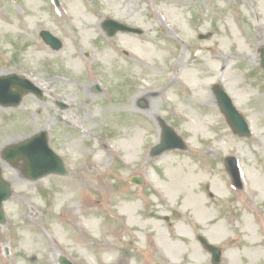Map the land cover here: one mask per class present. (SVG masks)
I'll list each match as a JSON object with an SVG mask.
<instances>
[{
	"label": "rangeland",
	"instance_id": "obj_1",
	"mask_svg": "<svg viewBox=\"0 0 264 264\" xmlns=\"http://www.w3.org/2000/svg\"><path fill=\"white\" fill-rule=\"evenodd\" d=\"M58 1L56 10L54 0H0V76H28L47 96L0 107V166L14 190L5 204L7 224L0 226V264H59L63 255L74 264H211L198 233L228 249L222 264H264V0ZM107 18L145 34L108 39L101 29ZM90 26L96 40L84 38ZM44 30L65 42L62 51L43 43ZM146 46L154 48L148 59ZM107 50L115 61L103 58ZM76 59L83 66L72 65ZM217 84L246 118L250 138L236 136L226 122L213 94ZM151 91L156 96L149 97ZM141 99L148 101L145 111ZM59 100L70 109H59ZM162 121L182 137L186 151L150 157L161 142ZM41 130L49 132L68 175L34 183L2 152ZM229 157L240 166L241 191L226 171ZM90 164L107 178L105 187L113 186V198L104 204L93 191L85 202L94 207L92 216L74 215L67 210L79 202V173ZM187 170L199 176L194 194L180 185ZM133 176L143 185L131 184ZM108 229L117 236L107 237Z\"/></svg>",
	"mask_w": 264,
	"mask_h": 264
},
{
	"label": "water",
	"instance_id": "obj_2",
	"mask_svg": "<svg viewBox=\"0 0 264 264\" xmlns=\"http://www.w3.org/2000/svg\"><path fill=\"white\" fill-rule=\"evenodd\" d=\"M137 32H140V31H137ZM15 83H17V80L15 78L0 80V104L13 105L11 101L16 104V102L12 100V96L13 95L14 96L19 95L18 97L22 96L20 93L18 95L11 94V87L15 85ZM225 97L226 96H224L222 99L224 104L228 102L229 100L227 97L226 98L228 100ZM227 110L231 113L230 114L231 117L229 116L230 120L234 121L236 123L235 126H238L239 128L238 130L236 129V132L244 136L250 135V132L248 130V127L245 121L235 112L232 114V111L230 110V108H228ZM46 141L47 140H45V136H41L40 141H38L40 143L39 149H36L37 140L31 141L27 143L26 145L22 146L21 148L14 149V150L12 149L11 151L7 152L6 154L7 158L11 160L24 159L26 162H28V164L31 163L34 166V168H38L35 170L31 169L32 173L39 172L40 175L41 174L44 175L45 173H44L43 167L45 166V164H48L50 162L49 154L46 151V144H47ZM183 147L184 145L182 141L172 132V130L166 129L165 137L163 140V145L157 149V151L155 152V155H158L169 149H176V148H183ZM10 195L11 194H10L9 187L7 183H5L2 180L1 170H0V223H3L4 217H5L2 212L3 202L6 201Z\"/></svg>",
	"mask_w": 264,
	"mask_h": 264
},
{
	"label": "bare ground",
	"instance_id": "obj_3",
	"mask_svg": "<svg viewBox=\"0 0 264 264\" xmlns=\"http://www.w3.org/2000/svg\"><path fill=\"white\" fill-rule=\"evenodd\" d=\"M80 15L81 12H80ZM94 27L95 26H91L89 27L87 30H88V34L87 36L90 37V38H93L94 35H96L94 33ZM142 55L145 59H148L147 58V55H150L154 52V48L152 46H146V47H142ZM239 57L238 54H236L233 59H237ZM106 59H113V55L112 54H109ZM139 61H141V57L139 58ZM82 61L79 59L76 63H81ZM179 65H181L180 63H178ZM174 83L172 84H168L166 85L165 87H163L159 92H158V97L159 99L169 90V88L173 85ZM190 89H191V86H190ZM197 90L201 91V94L198 93V97L200 98H205L206 97V93H205V90H204V87L203 86H198L197 87ZM246 94H248V92H246ZM153 96H156V92L154 91H151V96L149 97H153ZM264 114V113H263ZM211 117H214V116H211ZM197 122L198 120L195 119ZM134 144L135 142L133 143L132 145V148L134 149ZM135 151V150H134ZM133 151V152H134ZM94 166V164H93ZM96 168V167H95ZM97 168H96V172H97ZM16 175V176H15ZM15 175H12V177L14 179H21L20 177V174H15ZM102 178V174H99L97 172V176L96 177H93L92 175H90L87 171L82 170L81 169V172L79 173V179H80V182H81V185L83 186V188L87 185V184H90L92 187H94V189L98 192H100L102 194V196L105 198V199H108L111 195H112V192L110 190L109 187H104L100 180ZM199 179V176H195L193 174V172L190 170V172L188 173L187 177L183 180V184H181L182 186L184 187H188L190 189V193L192 192V189L191 187L197 182V180ZM22 180V179H21ZM259 184V183H258ZM261 187H262V191H264V183L260 182L259 184ZM194 200H197L199 199L198 196H193ZM199 202V201H198ZM79 207H71L70 209L67 210V212H72L74 215L79 212ZM38 221V220H36ZM74 225V224H73Z\"/></svg>",
	"mask_w": 264,
	"mask_h": 264
}]
</instances>
